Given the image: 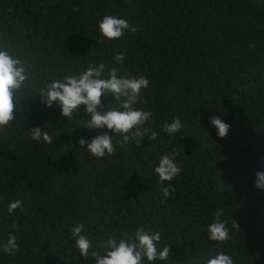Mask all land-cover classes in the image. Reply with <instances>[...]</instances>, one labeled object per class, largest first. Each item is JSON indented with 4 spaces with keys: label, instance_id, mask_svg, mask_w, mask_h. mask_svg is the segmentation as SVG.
Instances as JSON below:
<instances>
[{
    "label": "trees",
    "instance_id": "16d2710c",
    "mask_svg": "<svg viewBox=\"0 0 264 264\" xmlns=\"http://www.w3.org/2000/svg\"><path fill=\"white\" fill-rule=\"evenodd\" d=\"M106 15L138 31L104 40L97 25ZM0 44L28 61L33 81L0 131V243L14 235L19 246L0 250V264H95L73 246L77 225L101 254L109 238L143 226L160 233L158 248L171 246L152 264H200L221 251L234 264H264V190L255 187L264 172V0H0ZM100 63L105 77L115 67L148 79L133 107L152 113L144 127L156 140L121 145L107 129H84V106L67 121L58 104L40 102L46 84ZM114 104L103 97L101 111ZM177 117L184 127L165 133ZM213 117L230 126L225 137ZM35 127L53 144L33 141ZM102 134L113 136L115 154L96 158L78 144ZM165 154L181 172L158 183L153 169ZM164 187L174 191L164 197ZM217 210L228 221L223 243L208 239Z\"/></svg>",
    "mask_w": 264,
    "mask_h": 264
},
{
    "label": "clouds",
    "instance_id": "9594fccd",
    "mask_svg": "<svg viewBox=\"0 0 264 264\" xmlns=\"http://www.w3.org/2000/svg\"><path fill=\"white\" fill-rule=\"evenodd\" d=\"M100 35L104 40H116L124 35L125 30L129 33L138 31L125 19L106 15L97 25ZM104 40L96 41V44L103 43ZM125 59L123 52L115 56L117 63ZM29 64L26 59L21 58L12 50L9 44H0V131H5L12 125L14 112L20 111L21 97L26 89L32 87V73L28 70ZM106 66L89 64L86 70L79 76L66 75L63 80H55L46 84L37 94L40 102L46 108H51L54 103L58 104L61 115L70 120L79 106H84L85 114L90 118L86 121L84 129L99 130L107 129L122 137L117 141L121 145L129 141L135 142L138 146L140 141L147 137L149 141L156 140L158 133L145 128L144 125L152 117L150 111L139 110L133 107L138 101L141 90L148 87L146 77H124L118 75L115 67L107 69V76H104ZM111 95L115 100V107H107L101 111L102 98ZM155 122L153 121V124ZM210 123L217 130L219 138L226 136L229 125L221 119L213 117ZM184 125L177 117L171 123H165L162 130L169 134L179 132ZM134 130V131H133ZM33 141L41 139L49 144H53V138L43 132L41 127H35L28 132ZM150 133V134H149ZM78 144L81 148L87 145L86 151L96 158L115 154L113 136L107 134L98 135L90 141L80 139ZM175 154H165L159 158L158 165L153 169L158 176V183L170 182L180 172L181 168L174 162ZM255 187L264 190V172L256 173ZM163 196L168 197L174 191L171 187L161 189ZM22 206V201L17 200L8 205V213L12 214L17 208ZM223 212L217 210L214 221L208 226V239L212 242L223 243L230 239L227 220H221ZM237 227L235 221H232ZM15 227V225H14ZM83 225H77L71 229L70 239L74 240V247L78 249L80 256L88 260L91 258L95 264H142L147 261H163L169 259L170 247L168 245L158 248L161 239L160 233L145 230L139 227L134 234L119 240L109 238L101 252L92 250L91 241L81 235ZM0 250L5 254L13 255L19 251L16 237L11 235L6 242L0 243ZM200 264H234L233 259L223 251L214 257L207 258Z\"/></svg>",
    "mask_w": 264,
    "mask_h": 264
}]
</instances>
